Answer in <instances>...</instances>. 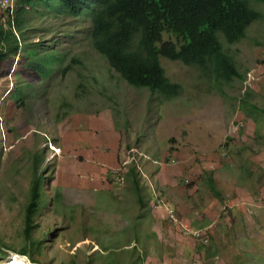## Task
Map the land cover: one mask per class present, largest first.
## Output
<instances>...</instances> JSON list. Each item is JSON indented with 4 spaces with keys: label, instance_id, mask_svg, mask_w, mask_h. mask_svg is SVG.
<instances>
[{
    "label": "rangeland",
    "instance_id": "1",
    "mask_svg": "<svg viewBox=\"0 0 264 264\" xmlns=\"http://www.w3.org/2000/svg\"><path fill=\"white\" fill-rule=\"evenodd\" d=\"M250 3L263 19L246 38L230 45L219 34L245 79L216 81L161 58L182 86L172 99L124 81L91 47L88 19L26 8L25 35L14 31L21 56L0 60V264L30 255L35 264H264V113L251 105L264 108V3ZM36 165L46 178L28 241ZM201 170L220 177L223 203L213 196L193 226L172 204L182 224L169 223L154 197L159 208L180 199L203 213L197 202L211 192Z\"/></svg>",
    "mask_w": 264,
    "mask_h": 264
},
{
    "label": "trees",
    "instance_id": "2",
    "mask_svg": "<svg viewBox=\"0 0 264 264\" xmlns=\"http://www.w3.org/2000/svg\"><path fill=\"white\" fill-rule=\"evenodd\" d=\"M254 1L264 3V0ZM25 6L34 11L43 7L70 18L88 19L91 47L107 60L111 68L130 86L147 88L153 95L159 94L166 99L180 96L182 86L166 76L161 58L196 67L203 74L208 72L212 80H244L245 75L238 70L234 58L225 52L219 34L228 44H237L246 38L253 24L263 19V14L252 7L250 0H20L13 18L8 9L6 15L0 14L2 62L21 56V40L14 31L25 35L22 23V17L28 13ZM2 19H5L4 23ZM31 46L33 44L28 45L29 48ZM27 50L26 46L23 51L26 55ZM27 66L30 71L46 72L39 62L29 61ZM70 67V64L67 65L62 73L66 74ZM19 95H22L20 87L11 93L16 100L21 99ZM251 105L264 113V108ZM34 170L25 207L28 241L43 203L42 187L46 178L38 165ZM135 184L137 189L138 184ZM208 188L220 196L210 177ZM60 196L57 193V197ZM139 202L142 200L139 199ZM41 245L42 242H39L37 246ZM4 249L5 246H0V253ZM20 253L29 256V248H23ZM29 258L33 263H38L34 256L30 255Z\"/></svg>",
    "mask_w": 264,
    "mask_h": 264
},
{
    "label": "crops",
    "instance_id": "3",
    "mask_svg": "<svg viewBox=\"0 0 264 264\" xmlns=\"http://www.w3.org/2000/svg\"><path fill=\"white\" fill-rule=\"evenodd\" d=\"M153 163L154 164H156L157 162L156 161H153ZM203 169H205V170H208L209 168H207V166L206 167H204ZM210 172H212V171H205V172H202V170L200 171V174H202V173H204L203 174V176H202V178H201V182L202 183H206L207 184V186H208V178L210 177V178H212V180L214 181V183H215V180L214 179H217L218 181H220V177L219 176H217V175H215V176H213V172L212 173H210ZM160 173L161 172H159L158 173V177L160 176ZM206 176V177H205ZM159 179V178H158ZM160 181V186H162L163 185V183L161 182V180H159ZM200 181H197L196 182V188L198 189V186L200 185V184H198ZM223 185V183H218V185H216V183H215V186H216V189H217V191H219L220 192V196L218 197L217 195H215L213 192H211V195L210 194H204L203 196L205 197V201L204 202H199L198 200V205L199 206H201L202 205V211H203V213H199L198 212V209H196V210H194L193 208H194V206L193 207H188L186 204H185V201L184 200H180V199H177V200H175L173 203H171V204H169V205H165L164 204V206H162L161 208H157L158 210L159 209H161V211H164L165 212V214H164V216H163V218L166 220V221H168L169 220V214H168V211L169 210H173L174 212H175V214L177 215V218L179 217L178 216V214H177V211H180L183 215H184V218H182V220L184 221V222H187V223H189L190 225H192L193 224V222L195 221V220H198V217H203V218H205V206H207V209H208V202H210V201H212V198H216L217 200H219L220 201V199L222 200V203H223V196H222V193H221V191L220 190H222V188H221V186ZM160 195H161V193H160ZM214 196V197H213ZM159 200H161V198H158ZM216 199H214V200H216ZM153 203H155V197H154V199H153V202L151 203V205H153ZM174 205L175 206V209H177V211L173 208V207H171L170 205ZM170 207V208H169ZM147 212H148V210L149 209H145ZM160 211V210H159ZM147 212H146V214H147ZM149 212H150V210H149ZM155 212H158V211H153L152 213H153V215L155 214ZM194 216H196V217H194ZM156 218V217H155ZM169 223H170V220L168 221ZM180 223L182 224V222L180 221ZM164 224H165V222H164ZM193 226V225H192ZM170 235H172L175 239H179L181 242H182V240H187L188 242H192V240H190L189 238H187V237H184L183 235H181V234H179V233H177V232H173V231H170ZM195 238V237H194ZM197 239V238H196ZM201 241V240H200Z\"/></svg>",
    "mask_w": 264,
    "mask_h": 264
},
{
    "label": "built area",
    "instance_id": "4",
    "mask_svg": "<svg viewBox=\"0 0 264 264\" xmlns=\"http://www.w3.org/2000/svg\"><path fill=\"white\" fill-rule=\"evenodd\" d=\"M10 4H11V0H0V7H7L8 8L10 6ZM160 205H161V200H159L158 198H155V203H153V207L157 209L160 207ZM168 214H169L170 222H172L173 224L178 225V226L181 225V223H179V221H178L177 215L175 214V212L173 210H169ZM201 233H202L201 231H195V232H193V235H194L193 237L202 241V239H201L202 234Z\"/></svg>",
    "mask_w": 264,
    "mask_h": 264
},
{
    "label": "clouds",
    "instance_id": "5",
    "mask_svg": "<svg viewBox=\"0 0 264 264\" xmlns=\"http://www.w3.org/2000/svg\"><path fill=\"white\" fill-rule=\"evenodd\" d=\"M14 0H11V4H10V6L8 7V10H9V14H10V16L13 18L14 17V14H15V10L16 9H14V7H13V4H12V2H13ZM28 6H25V9L27 8ZM7 8V7H6ZM20 42V41H19ZM20 51H22V48H21V42H20ZM15 58H20V56L18 55L17 57H15ZM15 58H13V59H15ZM10 59V58H9Z\"/></svg>",
    "mask_w": 264,
    "mask_h": 264
},
{
    "label": "bare ground",
    "instance_id": "6",
    "mask_svg": "<svg viewBox=\"0 0 264 264\" xmlns=\"http://www.w3.org/2000/svg\"><path fill=\"white\" fill-rule=\"evenodd\" d=\"M12 91L11 89H9V92ZM26 259V258H25ZM17 260V259H16ZM15 260V262L13 264H18L17 261ZM27 260V259H26Z\"/></svg>",
    "mask_w": 264,
    "mask_h": 264
},
{
    "label": "water",
    "instance_id": "7",
    "mask_svg": "<svg viewBox=\"0 0 264 264\" xmlns=\"http://www.w3.org/2000/svg\"><path fill=\"white\" fill-rule=\"evenodd\" d=\"M29 261V260H28ZM30 262V264H35V263H33L31 260L29 261Z\"/></svg>",
    "mask_w": 264,
    "mask_h": 264
}]
</instances>
